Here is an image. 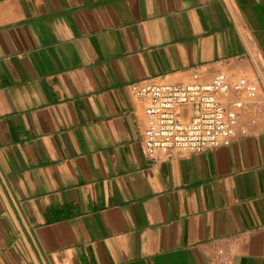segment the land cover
I'll return each mask as SVG.
<instances>
[{
  "label": "crops",
  "instance_id": "obj_1",
  "mask_svg": "<svg viewBox=\"0 0 264 264\" xmlns=\"http://www.w3.org/2000/svg\"><path fill=\"white\" fill-rule=\"evenodd\" d=\"M217 74L232 143L146 159L129 85ZM0 264H264V0H0Z\"/></svg>",
  "mask_w": 264,
  "mask_h": 264
},
{
  "label": "built area",
  "instance_id": "obj_2",
  "mask_svg": "<svg viewBox=\"0 0 264 264\" xmlns=\"http://www.w3.org/2000/svg\"><path fill=\"white\" fill-rule=\"evenodd\" d=\"M129 90L136 100L148 102L142 150L146 159L158 161L229 146L236 137L242 112L257 103L256 87L240 78L227 81L217 74L210 83L151 84L135 82ZM235 94V99H230ZM187 108L189 118L177 116Z\"/></svg>",
  "mask_w": 264,
  "mask_h": 264
}]
</instances>
